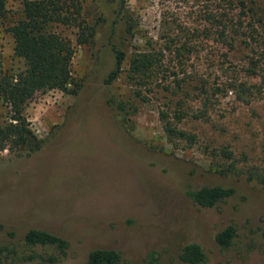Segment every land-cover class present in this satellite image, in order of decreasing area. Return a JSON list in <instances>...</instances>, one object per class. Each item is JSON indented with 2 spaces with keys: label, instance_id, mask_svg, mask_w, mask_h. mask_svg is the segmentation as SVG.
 Segmentation results:
<instances>
[{
  "label": "rangeland",
  "instance_id": "1",
  "mask_svg": "<svg viewBox=\"0 0 264 264\" xmlns=\"http://www.w3.org/2000/svg\"><path fill=\"white\" fill-rule=\"evenodd\" d=\"M77 1L80 21L94 28L95 41L78 44L77 25L58 23L53 29L75 44L73 73L81 87L77 94L56 89L37 94L26 114L45 140L42 148L19 155L6 150L0 156V244L11 240V231L19 237L39 228L70 243L56 264H87L89 252L98 247L119 250L121 264H144L151 250L159 251L166 264H184L179 252L188 242L202 245L207 264H264V189L244 175L224 177L210 167L213 153L224 147L233 151L239 167L264 165V87L251 102L225 89L233 75L248 79L247 69L254 65L258 76L250 81L264 84V26L255 23L250 31L239 0H125L124 19L122 0ZM22 4L9 0L7 23L19 16ZM219 9L234 17L241 14L239 45L219 42L213 32L207 35L211 14ZM127 17L133 34L126 33ZM6 27L0 19L2 68L20 71L24 61L15 55ZM184 29L201 32L195 39L199 51L185 65L189 75L220 88L207 119L179 124L196 135L191 146L171 143L164 132L161 112L172 111L177 100L170 91L163 98L151 93L146 102L136 98L126 74L128 61L117 80L105 83L116 65L113 42L130 59L152 44L164 46L170 35H183ZM170 67L174 72L168 83L191 80L178 61ZM111 97L127 109L138 107L137 112L123 116L110 106ZM6 112L0 102V122ZM204 184L233 186L237 193L219 207H200L187 191ZM229 224L237 227L238 236L224 250L215 236Z\"/></svg>",
  "mask_w": 264,
  "mask_h": 264
},
{
  "label": "trees",
  "instance_id": "2",
  "mask_svg": "<svg viewBox=\"0 0 264 264\" xmlns=\"http://www.w3.org/2000/svg\"><path fill=\"white\" fill-rule=\"evenodd\" d=\"M8 2L9 0H0V19L7 24L6 29L14 39L15 55L24 61L25 67L20 71L3 70L0 59V102L7 111L5 119L0 122V156L6 150L19 155L32 154L42 148L45 140L37 135L26 114L30 101L37 94L53 89L71 94L79 93L81 86L73 73L75 44L71 38L53 29V26L58 23L77 25L80 27L78 44L95 41L94 28L85 25L84 20L80 21L82 12L77 0H23L19 16L7 23L10 12ZM238 6L242 14H248L251 32L253 28L256 29L255 23L260 22L258 26H264V0H239ZM124 10L125 0H122L119 8L122 19L125 16ZM129 18L126 20V33L133 34L134 25ZM242 19L241 14L234 17L226 9H219L211 14L208 26L211 28L206 29L209 31L207 35L213 32L217 35L215 40L228 45H239L238 36L244 27ZM183 32V35H170L164 46L152 44L149 49L133 52L130 59H127L126 51L113 42L116 65L108 73L105 83L112 84L117 80L124 71V63L128 61L130 66L126 74L134 86L136 98L146 102L151 93L163 98L170 91L177 100L172 111L165 109L161 112L164 132L171 143L191 146L197 141L196 135L180 128L179 124L187 119H207L213 97L220 88H210L207 79L192 73L189 75L185 65L187 59L199 51L195 39L200 38L201 32H191L188 29ZM175 60L181 66V72L188 74L191 80L177 78L168 83L169 76L174 72L170 66ZM257 69V65L247 69L248 79L234 75L230 77L225 83L226 91L233 90L239 99L251 102L262 93L264 87L262 83L250 81L252 77L258 76ZM188 85H193L194 88L190 90ZM198 103L202 107H197ZM109 104L125 113L123 116L135 114L138 110V107L127 109L125 103L117 102L115 97L109 99ZM210 167L215 174L224 177L230 174L244 175L248 182L264 189V165L239 167L233 151L228 147L213 153ZM236 193L235 187L223 184H204L187 191L193 202L204 208L219 207ZM8 234L11 240L0 244L1 263L37 261L38 264H56L70 248L66 238L45 229L30 228L19 237L12 231ZM237 236V227L229 224L217 232L215 239L221 249L227 250L233 246ZM49 249L55 252H49ZM179 260L184 264H207L208 255L201 244L188 242L182 246ZM122 261L123 256L119 250L103 247L92 249L87 258V264H121ZM144 264L166 263L159 251L151 250L147 252Z\"/></svg>",
  "mask_w": 264,
  "mask_h": 264
}]
</instances>
